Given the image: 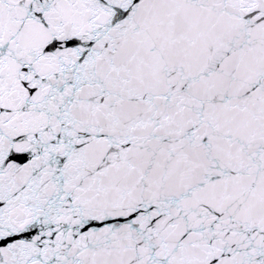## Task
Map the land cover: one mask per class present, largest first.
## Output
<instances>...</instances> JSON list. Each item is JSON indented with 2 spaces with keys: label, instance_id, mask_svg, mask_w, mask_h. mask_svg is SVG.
Wrapping results in <instances>:
<instances>
[{
  "label": "snow or ice",
  "instance_id": "1",
  "mask_svg": "<svg viewBox=\"0 0 264 264\" xmlns=\"http://www.w3.org/2000/svg\"><path fill=\"white\" fill-rule=\"evenodd\" d=\"M0 264H264V0H0Z\"/></svg>",
  "mask_w": 264,
  "mask_h": 264
}]
</instances>
